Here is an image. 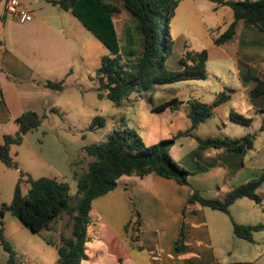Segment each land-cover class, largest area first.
<instances>
[{
  "label": "trees",
  "instance_id": "16d2710c",
  "mask_svg": "<svg viewBox=\"0 0 264 264\" xmlns=\"http://www.w3.org/2000/svg\"><path fill=\"white\" fill-rule=\"evenodd\" d=\"M121 5L112 0H52L54 5L65 12H70L82 25L97 38L108 50L110 55L104 56L101 65L96 69L92 81L98 83L96 91L100 98H107L120 106L124 99L133 94L141 95L155 85H170L178 82L206 80L209 52H191L186 50L179 63L181 70L170 71L167 59L173 52L174 42L171 36L170 23L175 11L184 0H120ZM217 7H229L233 10L234 21L224 33L214 39V45L222 46L233 41L240 24L249 30L264 33V0H209ZM127 12L132 25L125 29L121 38L115 24V17ZM1 46V45H0ZM248 67V66H247ZM252 68V67H251ZM261 72V71H258ZM254 74L251 69L241 73L243 85L252 86L249 98L256 105L258 100L264 104V74ZM49 90L64 91L65 80L46 81L39 83ZM235 93L227 88L212 103L202 100L190 101L189 118L191 127L180 136H191L201 124L211 118L215 108L229 102ZM0 95L2 92L0 91ZM181 102L178 98L154 106L153 110L161 112L167 109L178 110ZM264 113V106L257 105ZM55 109H53L54 112ZM45 115L34 111L24 112L16 119L19 133L13 137L5 135L0 141V161L8 168L20 170L18 163L11 157L12 145H20L24 137L39 128ZM230 119L243 126H251L253 118H248L234 111ZM104 127V120L95 119L89 130ZM260 131H264V124ZM256 135L248 134L241 138H200L196 137L199 148L227 150L230 152L247 153L254 148ZM163 142L159 145L147 146L143 139L130 129H116L100 144L86 147L90 159L88 167L75 172L79 204L75 209L70 208L72 201L70 186L48 177L34 179L21 173V180L16 186L14 199L10 205L0 208V243L9 254L8 264H25L10 244L5 240L3 218L10 212L18 218L30 231L39 234L67 212L70 217L71 235H61L58 246V264H82L88 260L87 244L90 242L88 230L92 224L91 210L93 202L118 187V181L123 176L144 178L155 174L165 179L173 180L183 186H191V172L180 166L170 155V144ZM26 182L30 189L23 194L21 183ZM264 185V171L245 183L234 186L224 199L207 198L192 188V193L184 209L196 212L197 206L230 215V208L240 199H249L263 206L259 189ZM135 221V231H139L141 219ZM233 223L234 236L254 242V234L264 230V225H241ZM131 223L127 225L130 226ZM177 249L180 250V244ZM234 264H264L257 262H241Z\"/></svg>",
  "mask_w": 264,
  "mask_h": 264
},
{
  "label": "rangeland",
  "instance_id": "374dc122",
  "mask_svg": "<svg viewBox=\"0 0 264 264\" xmlns=\"http://www.w3.org/2000/svg\"><path fill=\"white\" fill-rule=\"evenodd\" d=\"M112 1L122 4L120 0ZM5 13L4 8L0 10V30L6 23ZM176 13V19L170 23L174 46L172 54L167 59V68L170 71L181 70L179 60L186 50L191 52L207 50L211 56L207 62V79L155 85L149 91L143 92L142 96L133 94L124 99L120 106L107 98H100L96 91L98 83L91 80L96 69L101 65L102 58L110 55L109 50L77 19H74L79 23L77 35L86 52L82 55L84 60L77 58L71 61L72 73L65 78L64 91L57 100L56 108L61 111V114L49 112L43 114L45 118L39 128L29 132L22 144L12 145L10 150L11 157L18 163L23 173L34 179L48 177L67 183L72 196L70 208L76 210L79 204L75 172L88 167L90 159L87 157L86 147L104 142L116 129L134 130L147 146L174 140L175 143L170 144L173 156L171 157L182 167L184 165L178 162L180 157L191 155L196 151L202 153L205 150L199 148L196 137L241 138L248 134L257 137L260 133L259 126L261 128L264 124V114L258 113L259 115L256 116L254 103L250 102L248 92L243 89L238 71L242 73L251 69V72L261 77L262 71L258 72L257 68H251L243 61L239 62L240 69H238L236 52L238 47H243L242 43L241 46L238 41H231L225 47L214 45V39L224 33L230 22L234 20L233 10L229 7L214 10V3L209 0H200L196 7L190 0ZM192 15L195 18H192ZM7 23L9 28L10 24L16 25L14 23L18 22L8 13ZM115 23L122 38L125 29L134 22L125 11L115 17ZM218 27L221 28L219 31ZM81 31H84L86 36L81 35ZM9 36L10 31L6 29L0 40L6 42V37ZM92 41L93 44L90 43ZM259 45L264 46V41L261 40ZM185 46H187L186 50ZM222 55L225 58H222ZM54 76H61V74ZM227 88L236 90L235 93L226 92L231 96V101L215 108L212 117L201 124L191 136L178 137L179 133L191 127L192 123L188 116L190 101L197 99L212 104ZM173 98H178L181 102L178 110L167 109L161 112L153 110L154 106ZM256 103V105L264 106L261 100ZM232 111L254 118L253 124L243 126L234 123L230 119ZM99 118L104 120V127L98 125L94 131L89 130L92 122ZM17 128L14 122H11L7 129L0 127V141H3L5 135L15 137L19 133ZM258 145L264 146V134L258 141ZM255 159L257 154L254 147L248 151L246 162L249 163ZM207 168L208 165L200 161L196 170H187L191 172L190 177H192L206 173ZM20 170L8 168L0 161V208L12 203L16 186L21 180ZM188 187L192 189L191 186ZM21 189L26 195L30 185L23 182ZM258 193L263 199V206L245 199L236 204L233 210L230 208L231 222L236 220L235 222L241 225H264V186ZM5 215L3 222L6 231L3 236L20 259H25L30 264H58L61 235H71L70 217L67 212L62 213L59 219L39 234L27 229L10 212H6ZM231 225L232 231L233 223ZM8 260L9 254L0 243V264H8ZM222 262L226 264L264 263V230L254 234L253 243L235 237L231 244V251L223 253Z\"/></svg>",
  "mask_w": 264,
  "mask_h": 264
},
{
  "label": "crops",
  "instance_id": "0c3cea01",
  "mask_svg": "<svg viewBox=\"0 0 264 264\" xmlns=\"http://www.w3.org/2000/svg\"><path fill=\"white\" fill-rule=\"evenodd\" d=\"M6 1L0 0V10L4 8L6 12L0 37L6 29L10 31L6 42L0 40V127L5 129L11 122L17 125L16 119L27 111L41 116L48 112L61 114L56 108L61 92L49 90L39 83L65 80L72 73L71 61L84 60L82 55L86 52L77 35L79 23L74 20L76 18L51 3L52 0H20L32 11L34 19L26 24H10L9 28ZM189 1H182L176 11ZM192 2L197 7L200 0ZM219 8L214 4V10ZM176 11L171 22L177 17ZM80 33L86 36L84 31ZM261 40L264 41L263 32L246 29L242 24L238 26L233 39L240 46L243 44L236 52L238 69L239 62L243 61L264 74ZM210 57L209 53V60ZM222 58L225 57L222 55ZM238 77L243 85L239 71ZM242 87L249 92L252 86ZM254 106L256 116L264 114L257 105ZM263 134L264 131H260L255 137L257 159L249 163L246 162L248 152L213 149H205L202 153L196 151L180 157L178 162L189 170H196L200 161L208 165L206 173L190 177L189 183L204 197L223 199L232 187L258 177L264 171V146L258 145ZM191 193L190 187L155 174L144 178L121 177L115 191L93 202L92 224L88 230L89 258L82 264H226L222 262L223 253L231 251L235 240L231 218L201 206H197L194 213L184 214ZM243 200L235 202L231 210ZM135 211L141 219L139 231H135L138 218ZM181 239L183 243L178 250L177 243ZM22 261L30 264L25 259Z\"/></svg>",
  "mask_w": 264,
  "mask_h": 264
},
{
  "label": "built area",
  "instance_id": "2783aa9c",
  "mask_svg": "<svg viewBox=\"0 0 264 264\" xmlns=\"http://www.w3.org/2000/svg\"><path fill=\"white\" fill-rule=\"evenodd\" d=\"M7 13L11 14L19 24H26L34 19V15L20 0L6 1Z\"/></svg>",
  "mask_w": 264,
  "mask_h": 264
}]
</instances>
